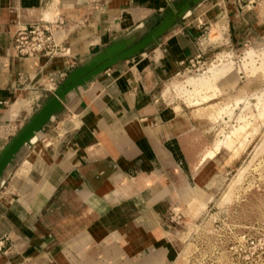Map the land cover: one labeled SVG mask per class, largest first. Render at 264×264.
<instances>
[{"label": "crops", "instance_id": "obj_1", "mask_svg": "<svg viewBox=\"0 0 264 264\" xmlns=\"http://www.w3.org/2000/svg\"><path fill=\"white\" fill-rule=\"evenodd\" d=\"M258 1L0 0V158L48 114L0 171V264H172L171 216L210 160L213 123L171 88L204 29L240 46L257 33ZM39 19L64 56L13 51Z\"/></svg>", "mask_w": 264, "mask_h": 264}, {"label": "rangeland", "instance_id": "obj_2", "mask_svg": "<svg viewBox=\"0 0 264 264\" xmlns=\"http://www.w3.org/2000/svg\"><path fill=\"white\" fill-rule=\"evenodd\" d=\"M222 28L202 43L204 65L171 88L184 108L209 107L199 117L213 123L201 127L210 150L225 142L171 216L172 264H264V21L241 46Z\"/></svg>", "mask_w": 264, "mask_h": 264}, {"label": "built area", "instance_id": "obj_3", "mask_svg": "<svg viewBox=\"0 0 264 264\" xmlns=\"http://www.w3.org/2000/svg\"><path fill=\"white\" fill-rule=\"evenodd\" d=\"M45 6L51 8L54 0H44ZM53 21L39 19L38 21L24 27L18 28L13 42L12 49L16 55L25 59H37L45 57L48 59L59 58L65 55V49L58 44L55 39L51 26ZM209 29H204L198 42L196 43L198 53L196 57L190 61L189 68L185 69L186 73L192 72L195 66L202 67L204 63H200L207 52L201 48L202 43L208 42ZM73 121V119H69Z\"/></svg>", "mask_w": 264, "mask_h": 264}, {"label": "water", "instance_id": "obj_4", "mask_svg": "<svg viewBox=\"0 0 264 264\" xmlns=\"http://www.w3.org/2000/svg\"><path fill=\"white\" fill-rule=\"evenodd\" d=\"M83 71H86L84 69ZM69 88H66L62 91H57V97H63L67 92H69ZM48 121L47 111L44 110L37 116H35L30 122L20 130L17 135L11 140L7 148L4 150L2 157L0 158V171L2 167L9 161L15 151L20 148L22 145L26 144L30 141V139L37 133L40 128Z\"/></svg>", "mask_w": 264, "mask_h": 264}, {"label": "bare ground", "instance_id": "obj_5", "mask_svg": "<svg viewBox=\"0 0 264 264\" xmlns=\"http://www.w3.org/2000/svg\"><path fill=\"white\" fill-rule=\"evenodd\" d=\"M217 73H218V71H217ZM221 73V72H220ZM219 74V73H218ZM215 75H216V72H215ZM215 77V76H214ZM216 78V77H215ZM217 79V78H216ZM203 80V79H202ZM212 80H213V78H212ZM215 80V79H214ZM213 80V81H214ZM196 81V80H195ZM200 83H201V80H198ZM205 81H206V79H205ZM210 81V80H209ZM217 81V80H216ZM203 82V81H202ZM211 82V81H210ZM198 83V82H197ZM207 83V82H206ZM205 83V85H207ZM209 83V82H208ZM202 84V83H201ZM201 84H199V85H201ZM190 85V84H189ZM195 85H196V83H195ZM209 86L211 85L210 83L208 84ZM212 85H213V82H212ZM209 86H207V88L209 89L210 87ZM192 88L194 87L193 85L191 86ZM203 87L205 88V86L203 85ZM213 88V87H212ZM205 99H207V98H205ZM224 141V140H223ZM227 143H228V145H227ZM223 145H225V142H222V141H218V142H216V144L214 145V148L212 149V150H210V151H208L207 153H205L206 154V158L208 159H213L214 160V162H215V160L217 159V157H216V153L217 154H220L221 152V150L222 149H224L223 148ZM226 145L227 146H229L230 145V141H227L226 142ZM227 151V150H226ZM229 151V150H228ZM218 156H220V155H218ZM213 162V163H214ZM216 166V165H215ZM214 173V172H213ZM199 178V177H198ZM197 178V179H198ZM211 179V178H210ZM195 184V183H194ZM204 192V191H203ZM210 197H207V199H209ZM227 198V197H226ZM167 236L168 237H170V236H173L172 234H167ZM59 252V251H58Z\"/></svg>", "mask_w": 264, "mask_h": 264}]
</instances>
